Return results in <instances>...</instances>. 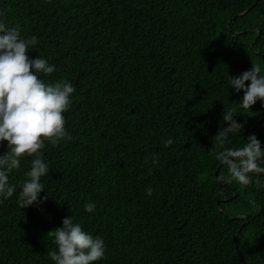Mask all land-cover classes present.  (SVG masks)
I'll return each mask as SVG.
<instances>
[{"label":"trees","instance_id":"obj_1","mask_svg":"<svg viewBox=\"0 0 264 264\" xmlns=\"http://www.w3.org/2000/svg\"><path fill=\"white\" fill-rule=\"evenodd\" d=\"M0 11L38 38L30 57L56 66L40 78L76 89L71 138L42 150L49 198L17 203L31 157L9 177L0 264H53L50 232L69 216L104 239L97 264H264V188L237 184L209 152L224 113L243 126L230 144L254 134L264 147V102L242 109L227 83L252 65L264 75V0H0Z\"/></svg>","mask_w":264,"mask_h":264},{"label":"clouds","instance_id":"obj_2","mask_svg":"<svg viewBox=\"0 0 264 264\" xmlns=\"http://www.w3.org/2000/svg\"><path fill=\"white\" fill-rule=\"evenodd\" d=\"M0 11V143H7V151L0 155V203L16 194L17 186L9 177L21 168L22 161L31 157L30 167L24 172L20 183L17 203L21 208L42 205L49 197L44 192L42 177L49 175L42 150L46 142L56 145L70 139L65 127L64 113L69 111L75 87L67 80L46 83L39 74L49 75L56 66L39 54L32 58L29 49L38 43L36 36L25 37L20 26H10ZM260 68L252 65L239 75H228L227 83L236 93L243 92L239 100L242 109L250 110L257 101L264 102V75ZM227 126L220 127L209 149L211 155L229 177L239 185L264 188V147L256 135L247 137L242 147L230 144L232 134L242 131L236 118L223 115ZM173 144L169 138L165 147ZM223 179V177H220ZM146 188V194L152 195ZM85 212L96 210L95 202L84 205ZM54 250L47 255L53 264H97L106 254L102 237L85 231L73 216L65 217L62 226L52 230Z\"/></svg>","mask_w":264,"mask_h":264}]
</instances>
